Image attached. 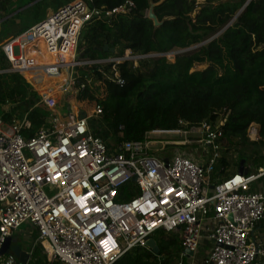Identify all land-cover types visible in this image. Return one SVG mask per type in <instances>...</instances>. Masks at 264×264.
I'll return each instance as SVG.
<instances>
[{
  "label": "built area",
  "instance_id": "built-area-1",
  "mask_svg": "<svg viewBox=\"0 0 264 264\" xmlns=\"http://www.w3.org/2000/svg\"><path fill=\"white\" fill-rule=\"evenodd\" d=\"M132 7L127 2L104 11L90 8L87 0H74L0 43L8 64L0 73L22 75L50 113L33 130L29 112L5 120L10 104L0 108V264H30L38 246L49 264H115L134 248L152 251L147 240L159 231L177 234L176 264L184 258L194 263L204 233L210 247L203 264L256 263L261 251L254 230L264 220V192L252 184L264 177V161L253 174L236 172L212 183L223 156V122L213 127L181 120L178 128L148 132L143 141L109 146L90 127L102 107L89 111L78 94L103 99L106 81L124 84L120 64L135 69L141 60L172 59L177 53L136 54L126 48L119 56L77 59L85 26L100 16L128 14ZM43 54L52 63L39 64ZM80 67H92V78H77L74 70ZM90 81L99 95L90 90ZM252 129L254 125L249 134ZM163 140L166 145L201 144L207 157L200 162L178 149L165 157L151 148ZM129 184H134V195L120 200L121 189ZM24 223L30 226L28 234L35 231L37 237L26 249L11 242L2 255L6 240ZM22 253L28 256L24 263Z\"/></svg>",
  "mask_w": 264,
  "mask_h": 264
},
{
  "label": "trees",
  "instance_id": "trees-1",
  "mask_svg": "<svg viewBox=\"0 0 264 264\" xmlns=\"http://www.w3.org/2000/svg\"><path fill=\"white\" fill-rule=\"evenodd\" d=\"M13 1H18L17 6L10 5ZM87 1L90 8L104 11L127 2H132L133 7L128 14L100 16L82 29L78 50L82 59L119 56L126 48L136 54H166L195 47L176 54L174 61H169L166 56L151 57L141 60L135 69L128 62L120 64L124 84L118 86L106 81L103 99L83 92L81 95L90 109L97 104L102 107L100 119L90 122L96 136L109 146L123 141H143L148 132L178 128L181 120L189 125L208 122L213 127L223 122V156L212 183L220 176L228 178V155L233 152L236 153L237 169L240 161H244L249 174L262 166L264 0H251L246 7L248 0H204L201 4H196L195 0H166L155 7V14L159 20L164 17L174 19L165 21L155 32L153 23L146 18L149 0ZM49 4L55 8L62 6L60 0H0V19L10 15L6 22L19 25L17 15L29 12L34 20L40 16V9H48ZM7 69L8 64L0 53V71ZM77 69L75 75L81 79L93 72L92 67ZM89 88L99 95L94 81L89 83ZM38 101L39 95L22 75L0 73V108L18 103L3 115V119L9 120L13 115L21 117L29 112L33 130L39 128L50 113ZM20 108L25 111L21 113ZM253 125L258 126L259 133L255 141L250 140L248 133ZM133 195L134 184H129L121 189L119 196L120 200H129ZM33 236L37 237L35 231ZM152 238L159 254L137 247L126 252L115 264H157L159 258L161 264H176L177 234L159 231ZM30 264H49L40 246L34 250ZM182 264L192 263L184 258Z\"/></svg>",
  "mask_w": 264,
  "mask_h": 264
},
{
  "label": "rangeland",
  "instance_id": "rangeland-1",
  "mask_svg": "<svg viewBox=\"0 0 264 264\" xmlns=\"http://www.w3.org/2000/svg\"><path fill=\"white\" fill-rule=\"evenodd\" d=\"M60 1L62 3L61 5L63 6L67 1H70V0H60ZM195 1H196V4L204 3V0H195ZM17 4H18V1H13L10 5L15 7V6H17ZM49 6H50V4H49ZM55 9H57V8H55L53 6L48 7V9L41 8L40 9V13H39V15H41V18H38V20L46 17L49 12H51V11H53ZM8 16H10V15H8ZM8 16H6L5 18H2V20L0 19V43H1V41H3L5 39H7L8 37H10V34L19 31L23 27V25L31 22L32 21L31 16H33V15L30 14L29 12L17 15L16 17H18V18L16 20L19 21L18 23H21V24H19L21 26L14 25L11 28L8 27L9 22H6L7 21L6 19L8 18ZM7 29L10 32H7L8 31ZM3 36L5 38L2 40ZM78 50H79V43H78ZM176 51H178L179 53H183L184 52V51H181V50H176ZM78 54L81 55L80 53H77V59L81 60L82 58ZM171 57H172V59H168V60L169 61H174L175 57L174 58H173V56H171ZM39 61H40V63H39ZM52 61H53V59L47 54H43L42 56H40V59H38V63L39 64H48V63H52ZM77 72H78V69L74 70L75 74H77ZM25 76L27 78L30 77L29 74H25ZM88 77L92 78V74H89ZM77 97H78L79 100H81L86 105V107H87V109L89 111L92 110V109H90L87 106L88 102L87 101L85 102V99L83 98L82 95L78 94ZM62 99H63L64 104H65L66 103V95H64L62 97ZM16 105H18L17 102H12V103H10L9 106L10 107H15ZM20 111H21V113H23L25 111V108L24 109L20 108ZM96 119H100V117H98ZM256 132H257L256 129H252L251 130V134H249V138H250L251 141H255V140H257L259 138V137L257 138V133ZM164 136L166 138L176 139V138L170 137L168 135H164ZM163 141H165V140H163ZM171 141H174V140H171ZM153 144H156V143H153ZM161 147H162V144L158 143L156 145H153L152 149L154 151H156L158 154H160V152H158L157 150H159ZM176 148L179 150V152H181V153L183 152L186 155H190L191 157H193V158H195L197 160L206 159V157H207L203 153V147L201 146V144H191V143H189V144H177L176 146L175 145H167L165 152L173 151ZM172 155L173 154H171V156ZM228 156H229L228 159L230 161V166L227 169V174H228L227 177H230L229 172L230 171H231V173L238 172L239 168L237 169V166L235 165V163H236V153L233 152L231 155L229 154ZM223 177L224 176H220L218 178V180L226 179V177L225 178H223ZM212 182H214V181H212ZM252 186H253V188L255 187L257 190H258V187H261V186L264 188V179H261V180L257 181L256 183L252 184ZM45 191H46L47 194H49V195L51 194V191L48 188H45ZM29 230H30L29 224L28 223H24L19 228V230L15 233V235L13 236V239H12L13 243L12 244L13 245L14 244H18V245L22 246V248H25V249L29 248V245L26 244V241L29 242L28 238H34V237H32L31 234H28ZM209 247H210L209 240H206V239L203 238L201 240V246H200V249H199V251L197 253L196 260H195L194 264H203L202 260H203L204 256L206 255V252L209 250ZM260 249L263 250L262 248H260ZM261 257H262V259H261L262 264H264V254L260 255L258 258H261ZM255 264H259L258 259H257V262Z\"/></svg>",
  "mask_w": 264,
  "mask_h": 264
},
{
  "label": "water",
  "instance_id": "water-1",
  "mask_svg": "<svg viewBox=\"0 0 264 264\" xmlns=\"http://www.w3.org/2000/svg\"><path fill=\"white\" fill-rule=\"evenodd\" d=\"M165 1L166 0H159V1L149 0V8L146 11V18L149 19L153 23V27H154L153 31L154 32L156 31L157 28H159L161 25H163V23L165 21L174 19V17H164L162 20H159L158 17L156 16V14H155V11H154L155 7L158 6V5H161ZM250 1L251 0L247 1V3L245 4V7ZM197 11H198V9H196L195 12L193 13V17L196 16ZM105 50H107V46L105 47ZM191 50H193V48H189L187 50H184V52H188V51H191ZM110 51L113 52L114 49H111ZM165 161L167 162V160H165ZM238 173L245 174V175L248 174V169L244 167V161H240ZM133 181H136V177L133 178ZM11 242H12L11 238H8L6 240V242L4 244V247H3L2 251H1L2 255L8 253V251L10 249ZM146 246L149 249H151L155 254H159V248H158V246L156 244V241L153 238H149L147 240ZM12 251L14 253H16V254H19L20 253V248L19 247H13ZM189 254L191 255V253H189ZM27 257H28L27 254L22 253L21 256H20L21 262H23V263L26 262Z\"/></svg>",
  "mask_w": 264,
  "mask_h": 264
},
{
  "label": "crops",
  "instance_id": "crops-1",
  "mask_svg": "<svg viewBox=\"0 0 264 264\" xmlns=\"http://www.w3.org/2000/svg\"><path fill=\"white\" fill-rule=\"evenodd\" d=\"M50 11V10H49ZM10 17V16H9ZM38 18H41V15H40V17H38ZM38 18H36V19H34V20H32L30 23H28V24H32L33 22H35L36 20H38ZM18 25V24H17ZM12 26H14V25H11V24H9L8 25V27L9 28H11ZM19 26H21V25H19ZM8 30V29H7ZM7 32H10L9 30L7 31ZM15 33V32H14ZM14 33H12V34H14ZM12 34H10V35H12ZM5 38V37H4ZM32 53V52H31ZM42 56V55H41ZM38 59H40V56L38 57ZM39 63H40V61H39ZM254 127H255V129H256V131L258 132V126L257 125H254ZM259 134V133H258ZM151 137V136H150ZM156 144H158V143H156ZM156 144H151V148H152V146L153 145H156ZM160 144H162V147L159 149V150H157V151H160V154H164V156L165 157H170L171 156V154H173L174 152H175V150L177 149H174L173 151H170V152H165V150H166V147H167V145L165 144V141H163V142H161ZM176 146V145H175ZM153 150V149H152ZM154 151V150H153ZM202 160H205V159H200L199 161L201 162ZM234 173H236V172H233V173H231V171L229 172V175L231 176L232 174H234ZM252 189L253 190H257L255 187L253 188V186H252ZM257 191H261V192H264V188L261 186V187H258V190ZM204 239H206V233H204V237H203ZM202 238V239H203ZM254 238L258 241V243H259V247L260 248H262L263 250H261L260 249V251H261V253H260V255H263L264 254V220L262 221V222H260L257 226H256V228H255V230H254ZM207 240V239H206ZM27 244V243H26ZM200 249V248H199ZM199 251V250H198ZM198 253V252H197ZM208 253V251L206 252V254ZM259 255V256H260ZM196 256H197V254H196ZM196 256H195V258H194V263H195V260H196ZM258 256V257H259ZM261 259H262V257L261 258H258V262H259V264H262V261H261ZM203 261V260H202ZM193 262H192V264H194Z\"/></svg>",
  "mask_w": 264,
  "mask_h": 264
},
{
  "label": "clouds",
  "instance_id": "clouds-1",
  "mask_svg": "<svg viewBox=\"0 0 264 264\" xmlns=\"http://www.w3.org/2000/svg\"><path fill=\"white\" fill-rule=\"evenodd\" d=\"M192 48H195V47H192ZM187 50V49H186ZM176 51V50H175ZM181 51H184V50H181ZM184 53V52H183ZM176 54H180L178 51H177V53ZM32 237H34L33 236V234H32ZM31 238H28V240H30ZM26 243L28 244V245H30L27 241H26Z\"/></svg>",
  "mask_w": 264,
  "mask_h": 264
},
{
  "label": "bare ground",
  "instance_id": "bare-ground-1",
  "mask_svg": "<svg viewBox=\"0 0 264 264\" xmlns=\"http://www.w3.org/2000/svg\"><path fill=\"white\" fill-rule=\"evenodd\" d=\"M90 82H91V81H90ZM90 82H89V83H90Z\"/></svg>",
  "mask_w": 264,
  "mask_h": 264
}]
</instances>
